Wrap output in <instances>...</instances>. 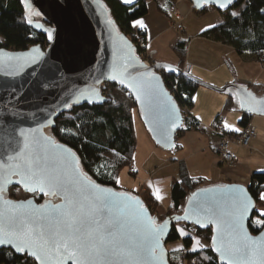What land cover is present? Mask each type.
I'll return each mask as SVG.
<instances>
[{
    "label": "water",
    "instance_id": "1",
    "mask_svg": "<svg viewBox=\"0 0 264 264\" xmlns=\"http://www.w3.org/2000/svg\"><path fill=\"white\" fill-rule=\"evenodd\" d=\"M23 1L26 10L31 13L28 19L31 29L45 37L47 47L42 49L34 46L23 52L0 49V165L15 163L10 157L16 156L23 147L25 138H28L30 144H35L37 141L44 143L50 139L54 145L60 146L61 153L69 155L74 160L75 166L84 176L91 179L82 170L77 154L68 146L57 142L50 131L54 129L57 118L72 109L101 106L105 102L101 93L103 85H116L126 91L134 100L140 119L154 145L163 151L173 150L177 141L176 136L183 125V118L158 74L163 70L182 74L201 88L231 95L241 114L264 117V96H256L246 86H227L218 90L194 79L176 66L152 62L151 66L147 67L136 55L133 43L117 31L101 0ZM118 1L126 4L123 0ZM137 1L131 0L127 4L133 6ZM187 1L195 12L214 9L220 13L229 11L236 2L235 0L229 5L227 0ZM221 3L225 5L223 9L220 8ZM6 72L9 74L6 75ZM132 77L141 80L140 93L133 88ZM137 95H140L139 100ZM11 179L16 181L19 177L14 176ZM93 182L112 192L127 194L134 207L139 209L142 206L145 215L155 219L157 224L168 221L160 237V247L157 249V255L161 256L160 264H169L165 247L172 225L186 224L198 229L210 227L212 236L215 234L213 229L216 225L208 222L203 213L197 215L193 212L198 203L212 202L218 213L227 219L230 200L225 186L244 187L248 194L247 187L237 184L226 183L200 188L189 195L181 214L159 222L149 213L139 197ZM3 187L6 199L31 200L33 209L41 205L50 209L52 205L61 202L58 197L25 190L20 183L4 182ZM11 188L20 189L29 198L25 200L7 198L6 194ZM207 189L212 191H205ZM33 195H38L44 200L37 203L31 197ZM135 201H139V204H135ZM0 210L4 209L0 208ZM185 215L188 216L187 220H176V217ZM198 219L204 226L196 223ZM249 221L250 219L245 221V231L258 244H264V235H262L264 229L251 234L248 230ZM209 246L211 247V241ZM1 249L14 253L10 245L0 246ZM212 252L220 264H227L226 261L221 260L218 251L212 250ZM249 256L251 257L249 264H260L259 258L253 252H250ZM27 257L35 264H40L32 256ZM64 264H72V261H65Z\"/></svg>",
    "mask_w": 264,
    "mask_h": 264
},
{
    "label": "snow or ice",
    "instance_id": "2",
    "mask_svg": "<svg viewBox=\"0 0 264 264\" xmlns=\"http://www.w3.org/2000/svg\"><path fill=\"white\" fill-rule=\"evenodd\" d=\"M123 2L127 4L131 0ZM234 2L227 0L229 5ZM224 7L221 3L220 8ZM133 24L145 27L142 20ZM131 79L133 88L140 93L141 80ZM59 147L50 139L30 144L25 138L16 156L10 157L15 163L0 165V208L4 209L0 210V246L10 245L13 254L30 255L40 264H64L68 260L72 264H160L157 249L168 221L157 224L155 219L145 215L142 206L135 208L127 194L95 184L79 171L69 155L59 151ZM14 176L19 180L13 181ZM4 182L20 183L25 190L55 196L61 202L50 209L43 205L33 209L31 200L6 199ZM225 187L230 200L227 219L218 213L212 202L198 203L193 209L195 214L203 213L208 222L216 225L212 250L218 251L227 264H249L250 252L264 264V244H258L245 231V221L251 219L254 210L260 219L253 224L264 228V208L257 209L244 187ZM160 198L156 195L157 200ZM258 199L264 205V191L259 192ZM180 219L187 220L188 216L176 217ZM196 223L204 226L200 219ZM177 231L182 237L186 235L182 229ZM196 244L200 249L208 247L199 241ZM188 251L197 252L198 248Z\"/></svg>",
    "mask_w": 264,
    "mask_h": 264
},
{
    "label": "trees",
    "instance_id": "3",
    "mask_svg": "<svg viewBox=\"0 0 264 264\" xmlns=\"http://www.w3.org/2000/svg\"><path fill=\"white\" fill-rule=\"evenodd\" d=\"M109 12V18L120 34L129 37L134 30L132 24L136 20L144 18L148 13L146 0H138L133 6L120 3L118 0H101ZM178 0H152L157 12L172 20V8ZM264 0H236L229 11L218 13L219 24L201 32L198 37L232 48L237 55H250L258 61L264 58ZM193 13L201 15L207 12ZM234 10L238 15H231ZM29 11L26 10L23 0H0V49L13 52H23L31 47H46L45 37L34 32L28 22ZM136 33L138 31H135ZM139 34V32H138ZM146 38V34H145ZM132 42V41H131ZM133 43V42H132ZM134 44V43H133ZM136 55L141 61L144 58V50L135 47ZM173 51L179 59L176 66L182 72L186 56V44L177 42ZM151 63V62H150ZM165 84L166 89L173 97L181 114L184 108L190 110L193 106V98L200 88L191 79L182 74L168 71L158 73ZM101 93L105 102L101 106H83L72 109L69 113L62 114L54 122V129L50 134L57 142L72 149L80 160V165L96 183L109 186L117 190L116 183L120 170L128 167L132 161L136 140L134 135L132 111L136 110L134 100L122 88L116 85H103ZM235 102L231 95L225 102L221 115L234 109ZM183 116V115H182ZM250 116L241 115L238 126L244 129L249 125ZM197 124L192 120L187 127H182L177 134L181 138L190 128ZM220 126L216 124L212 127ZM229 135H235L229 133ZM179 145L175 143L174 151ZM206 181L203 178L191 177L182 172L179 181L172 183L170 188V207L165 211L162 220L181 214L189 195L197 189L203 188ZM264 191V173H256L250 177L247 186L248 194L256 203L257 209L264 208L258 199L259 192ZM149 213L159 220V208L157 200L149 187L144 191H136ZM6 197L12 200H25L29 196L23 194L20 189H9ZM35 202L40 203L44 198L38 195L31 196ZM159 215V216H158ZM260 219L257 211L248 223V230L256 234L264 228L253 224L254 220ZM176 226L189 230L197 241L204 239L210 243L212 231L210 227L198 229L186 224L172 225L167 237L166 245H174L180 241ZM182 248L167 251L169 264H220L211 247L198 248L197 252L188 251L192 246V238L186 237L182 241ZM199 246V245H197ZM0 264H35L27 257L21 258L10 251L0 250Z\"/></svg>",
    "mask_w": 264,
    "mask_h": 264
},
{
    "label": "crops",
    "instance_id": "4",
    "mask_svg": "<svg viewBox=\"0 0 264 264\" xmlns=\"http://www.w3.org/2000/svg\"><path fill=\"white\" fill-rule=\"evenodd\" d=\"M147 6V15L140 19L145 27L132 24V28L134 31H145L146 53L151 62L177 66L179 59L173 46L177 42H183L178 41L171 32L167 19L152 4L148 3ZM176 10L177 13L172 17L180 24L182 37L188 38L185 42L186 56L183 63L187 74L218 90L227 86H246L256 96H264L258 93V90L264 92V70L259 66L256 57L237 55L228 46L198 37L201 32L212 28L209 25L219 24L220 20L215 14H211L206 20H200L199 16L193 14L187 0H179ZM227 99L228 94L201 87L194 94L193 106L189 112L197 126L190 128L177 139L179 147L155 164L150 172L154 177L148 179L150 181L144 180L145 186L151 188L153 194L161 198L162 193L166 194L165 205H161L160 199L157 200L154 195L160 206L170 207V188L173 182L180 180L182 172L191 177L203 178L206 181L205 187L226 183L247 187L253 174L264 173V117L250 116L249 125L255 129L256 135L248 148H230L235 158V167H227L216 154V137L209 131V127L219 124L232 134H238L242 130L238 126L242 114L236 106L230 112L220 114ZM226 124L228 127H225Z\"/></svg>",
    "mask_w": 264,
    "mask_h": 264
},
{
    "label": "rangeland",
    "instance_id": "5",
    "mask_svg": "<svg viewBox=\"0 0 264 264\" xmlns=\"http://www.w3.org/2000/svg\"><path fill=\"white\" fill-rule=\"evenodd\" d=\"M146 2H147V4L148 3L152 4L155 7L152 0H146ZM177 2L175 3L174 7L172 8V12H171L172 15L177 13V10H176ZM155 9H156V7H155ZM192 12H193V9H192ZM233 12H235V11L231 10V13H233ZM211 14H215L218 17V13L214 9H209L207 12H205L201 15H197V16H199L200 20H202V19L206 20V18L209 17ZM195 16H196V14H195ZM166 19L168 21L169 28H170L171 32H173L175 34L176 39L178 41L181 40V42H183L185 44V42H187L188 38L185 39L184 36L182 37L183 32L180 29V24L177 23L174 19H172V20H170L168 18H166ZM219 20H220V18H219ZM202 22H204V21H202ZM139 31H141V30H139ZM134 34H136L135 31L131 35H134ZM131 35L127 38L130 41H132L133 43H135L134 39H132ZM2 42H3V40L0 38V43H2ZM146 48H147V41H146ZM146 48L145 49L140 48V49L144 50L143 56L146 59V62L150 63L151 60L147 56ZM150 64H152V62ZM259 66L261 67L260 62H259ZM261 69H262V67H261ZM258 93L260 95L264 94L263 90H258ZM132 117H133V127H134V134H135V140H136L135 150H134V153L132 156V161H131L130 165H128V167L122 168L120 170V172L118 174V178H117V183H116V187H117L118 191L128 192V193H134L136 191H144V189H146L144 182L145 181L148 182L151 180L152 177H154L153 176L154 174L150 173V172H152L153 168L155 167V164L158 162H161L163 159L162 157L169 156L171 154L170 151H163L154 145V143L152 142L147 130L145 129V126L143 125V123L140 119V115H139L138 111L134 110L132 112ZM216 142H217V139H216ZM249 146H250V144H249ZM229 168H233V167H229ZM130 169L133 170V173H130ZM131 175H134V176H131ZM143 176H144V178H143ZM148 179H150V180H148ZM160 189L161 190L163 189L161 187V185H160ZM165 195L162 193V198H160L161 205H163L164 203L166 204V200H165L166 196ZM167 209L168 208H164V207L160 206V208H159V215L160 216L158 215L159 220H160L159 222L163 221L162 216L166 213L165 211ZM178 228L182 229L186 233V235H184L182 237V236H180V234L177 231V233L180 237V241L174 245H171V244L166 245L165 248L167 251H172L175 249L182 248L181 247L182 246L181 241L183 239H185L186 237L192 238L193 243H192L191 248L192 247H199V246H197L199 244H196V241H197L196 238L193 237L192 233L189 230L184 229L180 226H176V230ZM199 242H200V244L208 245V247H204V249L209 248V242L208 241L201 239V240H199ZM179 264H185V263L181 262Z\"/></svg>",
    "mask_w": 264,
    "mask_h": 264
},
{
    "label": "built area",
    "instance_id": "6",
    "mask_svg": "<svg viewBox=\"0 0 264 264\" xmlns=\"http://www.w3.org/2000/svg\"><path fill=\"white\" fill-rule=\"evenodd\" d=\"M132 39H134V46L137 48L145 49L146 48V38H145V31H139V34L136 33L131 35ZM262 69H264V58L259 61ZM144 64L149 67L151 66L150 63L144 61ZM182 118H183V125L182 127H187L191 124L193 118L190 115L188 109L184 108L182 110ZM209 131L216 137L217 142L214 145L215 152L219 156L220 160L227 166V167H235V158L230 152V148L240 147V148H247L251 141L255 138L256 131L255 129L248 125L244 129L241 130L238 134L229 135L228 131L218 126L216 128L209 127ZM130 173H133V170L130 169Z\"/></svg>",
    "mask_w": 264,
    "mask_h": 264
},
{
    "label": "flooded vegetation",
    "instance_id": "7",
    "mask_svg": "<svg viewBox=\"0 0 264 264\" xmlns=\"http://www.w3.org/2000/svg\"><path fill=\"white\" fill-rule=\"evenodd\" d=\"M46 47H47V46H46ZM46 47H45V48H46ZM45 48H43V49H45ZM2 250H3V251H7V252L10 251V250H4V249H1V251H2ZM10 252H12V251H10ZM16 255H17V254H16ZM19 256H20L21 258H23V257H27V256H22V255H19ZM27 258H28V257H27ZM30 260H32V259H30ZM32 261H33V260H32ZM33 262H34V261H33ZM34 263H35V262H34Z\"/></svg>",
    "mask_w": 264,
    "mask_h": 264
}]
</instances>
